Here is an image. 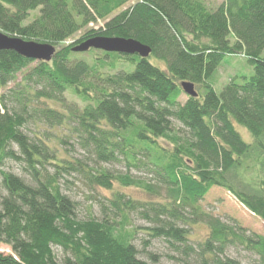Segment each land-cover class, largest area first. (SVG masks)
I'll list each match as a JSON object with an SVG mask.
<instances>
[{"label":"trees","instance_id":"obj_1","mask_svg":"<svg viewBox=\"0 0 264 264\" xmlns=\"http://www.w3.org/2000/svg\"><path fill=\"white\" fill-rule=\"evenodd\" d=\"M0 30L56 48L49 61L0 51V246L12 250H0V264H150L134 243V212L183 264H243L239 248L264 264L263 234L197 205L218 186L264 220V0H0ZM95 37L135 39L151 52L77 50ZM238 56L254 74L232 76L218 93L212 75ZM183 82L199 94L180 103ZM57 139L87 157L62 155ZM7 160L24 176L4 170ZM121 160L148 167L151 181L103 167ZM69 176L154 198L115 191L98 201L102 218L82 220L63 189ZM189 221L206 224L204 240L193 242Z\"/></svg>","mask_w":264,"mask_h":264},{"label":"rangeland","instance_id":"obj_2","mask_svg":"<svg viewBox=\"0 0 264 264\" xmlns=\"http://www.w3.org/2000/svg\"><path fill=\"white\" fill-rule=\"evenodd\" d=\"M204 1H206V3L211 7H216L223 0ZM78 35L79 34L74 37L76 38ZM72 39L68 41H72ZM151 61L156 64L158 63V61L154 58H152ZM109 72L112 71H109V69H106L105 72L103 71V73ZM253 74V66L250 65L248 61L242 56L232 58L227 57L225 59V63L214 72L211 77V81L214 83L216 91L220 93L232 76L246 75L250 77ZM11 86H13V84H11ZM200 92L203 95L204 91L200 90ZM67 97L70 101L76 100V97H74L73 95H67ZM187 97V94L184 92L181 94L178 100L180 103H184L187 100ZM178 126L179 125L176 123L175 127L178 128ZM29 127V131L33 132V129L35 128L33 126ZM236 128L246 142L252 141V135L245 127L236 125ZM54 132H57L62 137H66V135L69 136L70 134V131L64 130L63 128H57L56 130H54ZM159 141L163 146L170 147V144H168L165 139H160ZM72 142H74L73 139L71 140V143ZM54 144L56 146L59 145L61 149H63L64 152L62 151V155L65 156L68 155L70 157L86 158L88 155V153L81 151V149L75 147L74 144H71V146L64 145L61 144L58 139L54 142ZM66 150L68 151V154L65 153ZM138 157L142 160L145 159L143 155H139ZM103 167L111 170L116 174H128L135 179L151 181V176L148 173V167L141 164L131 165L127 161L121 160L117 163L108 165L105 164L103 165ZM3 169L24 176L23 170L14 161L7 160L5 165L3 166ZM67 179L68 181L64 182L63 184V189L77 202V217L82 220L92 216L96 218H102L98 201L103 197H112L115 191H119L133 199L141 201H150L154 198L145 194L141 189L137 187L122 186L119 182H115L113 184V189L111 190H107L104 188H97L96 190H92L87 186L86 182L84 180H80V177L78 176H69L67 177ZM1 192L3 193V190ZM90 205L92 206V210L89 212ZM197 205L202 210L216 217H219L224 221L236 220L241 226L245 227L250 232H256L264 235V220L250 212L243 204L238 201L237 198H235L230 192L226 191L222 187H213L203 199L198 201ZM187 212H189L186 214L188 217H193L191 215V208H187ZM129 220L132 221V226L140 227V233L134 240L135 245L140 250V257L147 260L150 264H183V262L179 260V254L169 249L165 242L157 239L151 240V237L149 238V236L144 234L145 230H143L142 228L147 227L150 223L140 218L138 213H131ZM189 222L190 226L186 224L184 227L190 229V238L193 240V242L197 243L198 241L204 240L209 233V229L206 224L199 221ZM148 239L149 242H147L146 244L145 241H147ZM54 249L56 254L60 258L64 255L61 249H58L56 247ZM0 250L4 251L5 253H12L11 248L4 244L0 246ZM148 254L155 255L156 260H151ZM232 254L239 257V259L242 260L243 264H249L248 254L242 249H233Z\"/></svg>","mask_w":264,"mask_h":264},{"label":"water","instance_id":"obj_3","mask_svg":"<svg viewBox=\"0 0 264 264\" xmlns=\"http://www.w3.org/2000/svg\"><path fill=\"white\" fill-rule=\"evenodd\" d=\"M96 48L106 52H118L125 54H139L142 57H148L151 49L135 39L119 38V37H95L85 41L77 47V50L83 51L89 48ZM15 50L19 54L35 59L49 61L55 54L56 48L53 45L38 43L35 41H25L18 37L5 34L0 30V51ZM183 91L189 97L198 96L195 85L190 82L181 83Z\"/></svg>","mask_w":264,"mask_h":264}]
</instances>
